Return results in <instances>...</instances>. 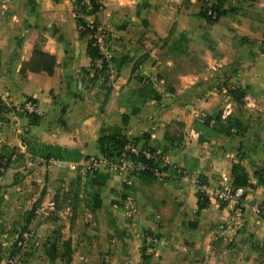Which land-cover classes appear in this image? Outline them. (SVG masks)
I'll return each instance as SVG.
<instances>
[{
  "label": "crops",
  "instance_id": "1",
  "mask_svg": "<svg viewBox=\"0 0 264 264\" xmlns=\"http://www.w3.org/2000/svg\"><path fill=\"white\" fill-rule=\"evenodd\" d=\"M218 1L105 0L98 13L79 15L96 21L106 38L115 74L103 88L83 72L91 61L88 36L71 0H0V96L10 108L0 114V153L10 156L0 176L2 209L17 214L38 200L59 212L77 171L71 165L103 157L102 127H120L168 166L140 175L141 163L119 162L100 189L96 211L106 222L87 227L76 217L73 227L52 220L34 225L26 264H95L104 256L99 244L97 252L80 250L78 228L102 224L116 236L117 250L124 242L151 244L150 264H252L264 245V0H221L226 12L205 17L203 7ZM35 48L55 57L51 74L20 73ZM146 86L150 92L141 95ZM26 97L35 101L36 116L18 109ZM235 119L242 129L231 124ZM43 144L59 146L65 158H45ZM234 164L250 186L233 185ZM223 174L241 190L240 200L208 199L199 208L197 180L215 185ZM126 210L130 217L118 218ZM61 231L74 248L68 263L41 250L44 239ZM109 238L103 242L113 249ZM137 255L130 262L144 264ZM128 259L107 258L109 264Z\"/></svg>",
  "mask_w": 264,
  "mask_h": 264
},
{
  "label": "rangeland",
  "instance_id": "2",
  "mask_svg": "<svg viewBox=\"0 0 264 264\" xmlns=\"http://www.w3.org/2000/svg\"><path fill=\"white\" fill-rule=\"evenodd\" d=\"M92 1L94 2L96 0H92ZM71 2L73 4V11H74V16L76 18V22L79 25L82 34L88 36L87 45L91 41L92 45L96 47V49L98 50L97 57L92 58L90 55H88L91 59L90 65L86 70L84 69L83 72H85L86 75L91 80L97 81L100 85L104 84L108 88L112 83V77H114L115 73H114L113 62L107 54L105 35H103V32L99 28L100 26L96 23V21H94L95 31L92 32L90 28L85 27L86 23L83 22V19L79 16L82 13H94V14L98 13L104 8L105 1L103 2L102 8L99 9L97 12H93V10L90 9L87 10L86 6L78 3V0H71ZM205 7L206 6H204L203 8ZM201 12L203 13L202 10ZM99 35H101V39H99ZM102 158L98 159V165H99L98 167L91 165V159L82 161L80 163L78 162V165L75 168V170H77L76 174L74 177H72V180L69 182L68 189L65 191L63 198L60 201L61 210L59 212H57L56 209H48V206L41 204L37 200L35 202L30 203V206L26 208L24 211L14 214L11 213V211H9V208L7 206L5 207H7L8 210H6L5 208L2 209L3 201L1 200L3 199V197L0 199V264H6V260L10 256V254L18 250L16 247V241L18 240L20 234L26 230H30L31 233L33 234L34 225L38 223H43L52 220L55 221L57 224H60L61 222V224L63 223L67 225L69 223L70 225H72V222L75 223L76 217H78L79 221H81L80 223L81 226L82 224L85 223V226L88 227L89 225L94 223L96 224L97 222L103 219H104L103 221L106 222L105 215L100 212H97L96 211L97 208L93 207V203H94L93 192L95 190V187L91 184L92 175L95 173L94 171L103 170L107 172L106 171L107 167L105 166V162ZM152 160L154 162L155 168H158L159 170L165 168L168 169L166 163L163 161L161 157L158 158V155H156V158ZM19 161L20 160H18V162ZM21 163L22 162H19V164ZM114 172L115 171H113V173ZM20 173L22 174V172ZM108 173L111 174L112 171ZM172 173H179V172L173 171ZM122 180H123L122 185L129 186L128 184L125 183L123 178ZM200 181L201 180H197L196 183L199 184ZM80 201H83V205H80L79 208L78 203H80ZM41 206L44 207V211L40 212L38 209ZM122 217L123 219L125 217L126 218L130 217L127 213V210L120 212L118 218L122 219ZM73 226L74 225H72V227ZM79 231L81 234V238L78 240V247L80 250L91 252L93 249V251L97 252V250L99 249L100 250L99 252L101 253L100 255H104L102 259L95 260V264H109L107 258L113 256L115 253L126 254V257L129 258L127 264H134L131 263L130 260H133L135 258V255L138 256L137 254L138 253L142 254L143 251H145L146 254L147 252H150L148 248L151 247V244H147L145 240L136 247L134 243L132 244L131 242L128 243L124 242L123 244H119V250H117L115 248L117 247V245L115 244L116 236L112 234L113 231L106 232V227L104 224H102L100 229L98 230L78 228V232ZM96 231L101 232V234L102 233L104 234L102 240H101V235H99ZM85 232H88L89 235L87 239V243H88L87 246L84 243L85 235H86ZM123 232L124 230L118 231L119 238L125 239L127 237L124 236ZM60 233L61 234L54 235L51 239H48V237L44 239L41 250L50 252L53 255L54 254L58 256L62 255L63 261L65 262L67 261L69 255L72 253L74 248L72 247V241H69L71 250L69 252L67 251L65 242L68 241V238L66 237V234L64 235L62 234V231ZM145 235L146 237L151 239L150 243H153L152 240L153 238L147 233ZM108 236H110L109 239H113V243H114L113 249L111 246L108 247V245H106V243L103 242L105 240L107 241ZM98 244H99L98 246L99 248L97 249L95 248V245ZM214 247L216 250H218V246L214 245ZM29 248L30 247H28L25 251H23L24 261L22 264L27 263L26 258L30 254ZM259 249L260 250L257 252L256 257L255 256L253 257L254 260H252V264H264V245H260ZM147 262L150 263V260H147Z\"/></svg>",
  "mask_w": 264,
  "mask_h": 264
},
{
  "label": "trees",
  "instance_id": "3",
  "mask_svg": "<svg viewBox=\"0 0 264 264\" xmlns=\"http://www.w3.org/2000/svg\"><path fill=\"white\" fill-rule=\"evenodd\" d=\"M221 3V0L218 1V5H211V8L216 12L217 17L221 14H224L226 10H220L219 4ZM203 14L205 16V8L202 9ZM216 17V18H217ZM211 19V18H209ZM87 53L90 55L92 58L97 57L98 55V50L96 47H94L91 43V41L87 45ZM56 65L55 57L52 54L43 52L37 48H35L32 52V56L29 61L23 62L20 68V73H25L26 71H32V72H46L48 74H51L54 70V67ZM103 88H107L104 84H101ZM143 88L141 90V95H145L147 92H150V89ZM151 93L155 99L159 98V95L151 90ZM30 98V97H26ZM10 108L4 103L1 106V112H6ZM31 116H36V114H33ZM128 121V116L123 115L122 116V124L125 125ZM232 125H234L238 129L243 128V124L238 121V120H233L231 122ZM98 141L100 143V150L101 153L104 157H115L120 154V151L124 144L127 141V138L122 134V129L118 126H108V127H102L100 129V136L98 138ZM150 152H153L152 149H148ZM40 153L42 156L45 158H53V159H64L66 156L65 150L60 148L59 146L55 145H48V144H43L40 147ZM9 157L5 153H0V164L4 165V167L8 166L9 162ZM130 159L133 162H139L144 166V169L140 173V175H152L155 173V167H154V162L152 159H149L145 157L144 154L139 153L137 155L131 154ZM4 162V163H3ZM166 169V168H165ZM164 170V169H162ZM157 168V171H162ZM95 173L92 175L91 178V184L95 187V190L93 192V207L98 208L101 205V199H100V189L106 182V180L109 177V173L102 171V170H96L94 171ZM261 174L263 175L264 179V168L261 170ZM257 174H260V170L256 172ZM232 174H233V185L235 187H241V186H250V180L245 172L244 168L239 165V164H234L232 166ZM198 206L199 208L204 207L208 202L207 198L203 195L202 192L198 191ZM65 246L67 248V251L69 252L71 250L69 240L65 242ZM142 259L144 260V264H150L147 262L148 256L145 253V251L142 252ZM70 261V255L65 261L68 263Z\"/></svg>",
  "mask_w": 264,
  "mask_h": 264
},
{
  "label": "built area",
  "instance_id": "4",
  "mask_svg": "<svg viewBox=\"0 0 264 264\" xmlns=\"http://www.w3.org/2000/svg\"><path fill=\"white\" fill-rule=\"evenodd\" d=\"M105 0H78V3L86 6V9L93 10V12H97L99 9L102 8L103 2ZM205 17L207 18H216L217 14L216 12L211 8L210 5H207L205 7ZM85 27L90 28L92 32L95 31V24L94 22L86 23ZM99 39H101V35H99ZM100 61V60H99ZM4 98L0 96V110L2 104H4ZM6 104V103H5ZM9 106H11L9 104ZM18 109L24 113L33 115L38 114V110L36 107V103L32 98H24L22 103H20ZM1 112V111H0ZM3 114V113H0ZM139 153H142L145 155V157L149 159L156 158V154L153 152H150L148 149L141 150L138 148L131 140L126 141L124 146L122 147L120 154L115 157H103L102 159L105 162V167L107 172L110 171H116V167L118 163H123V160L129 161V163H132L133 161L130 159V155L134 154L137 155ZM102 162V161H101ZM4 163V162H3ZM78 164L74 163L71 165V168L75 169ZM91 165L98 167V160L92 158L91 159ZM93 168V167H92ZM108 169V170H107ZM6 170V167L4 165L0 164V176L4 173ZM155 173L161 174L162 171H157V168L154 169ZM125 182H127L126 179H124ZM198 190L203 193V195L207 199L216 200L219 202H227V203H234L236 204L242 195V192L239 188L234 189L232 185L230 184L228 178L226 175H221V180L218 184L215 185H207L202 182L198 184ZM40 212L44 211V207L41 206L38 209ZM255 211H258L257 208H255ZM33 234L30 230H26L20 234L18 237V240L16 241V247L17 251L10 254V256L6 260V264H22L24 261L23 251H25L30 244V240L32 238Z\"/></svg>",
  "mask_w": 264,
  "mask_h": 264
}]
</instances>
